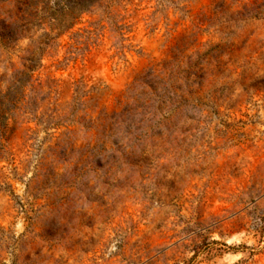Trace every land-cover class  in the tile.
<instances>
[{
    "label": "rangeland",
    "instance_id": "rangeland-1",
    "mask_svg": "<svg viewBox=\"0 0 264 264\" xmlns=\"http://www.w3.org/2000/svg\"><path fill=\"white\" fill-rule=\"evenodd\" d=\"M68 1L0 0V264H264V0Z\"/></svg>",
    "mask_w": 264,
    "mask_h": 264
},
{
    "label": "trees",
    "instance_id": "trees-1",
    "mask_svg": "<svg viewBox=\"0 0 264 264\" xmlns=\"http://www.w3.org/2000/svg\"><path fill=\"white\" fill-rule=\"evenodd\" d=\"M106 0H69L68 3H57L54 5V23L53 29H59V36L62 33L74 28L82 19L84 13L90 12L98 5L104 4ZM64 14L65 19L58 18L57 14ZM60 19V21H59ZM51 40V36H50ZM37 51H41L38 48ZM31 59L30 61H33ZM34 65L26 67L19 71L14 82L9 81L2 87V103H0V118L2 121V139L5 137V132L9 126L11 119L23 109L25 105L27 86L33 79ZM4 144L2 143V147Z\"/></svg>",
    "mask_w": 264,
    "mask_h": 264
}]
</instances>
